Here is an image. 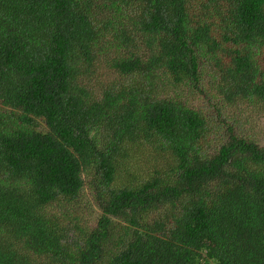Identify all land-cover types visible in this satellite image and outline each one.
I'll return each instance as SVG.
<instances>
[{"label":"trees","instance_id":"1","mask_svg":"<svg viewBox=\"0 0 264 264\" xmlns=\"http://www.w3.org/2000/svg\"><path fill=\"white\" fill-rule=\"evenodd\" d=\"M263 123L264 0H0V264H264Z\"/></svg>","mask_w":264,"mask_h":264},{"label":"rangeland","instance_id":"2","mask_svg":"<svg viewBox=\"0 0 264 264\" xmlns=\"http://www.w3.org/2000/svg\"><path fill=\"white\" fill-rule=\"evenodd\" d=\"M260 120V119H259ZM261 121V120H260ZM262 122V121H261ZM264 124V123H263ZM246 127H248L246 125ZM249 128V127H248ZM261 128H262V123L256 121V120H253L252 119V131L256 132V133H259V131H261ZM261 136H257L256 140L260 141L261 140Z\"/></svg>","mask_w":264,"mask_h":264}]
</instances>
